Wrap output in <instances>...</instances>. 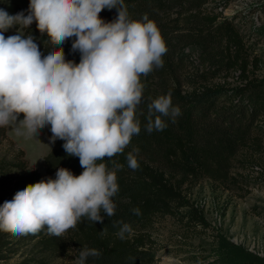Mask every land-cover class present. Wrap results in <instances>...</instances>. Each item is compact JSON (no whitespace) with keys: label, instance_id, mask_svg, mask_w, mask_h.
Returning a JSON list of instances; mask_svg holds the SVG:
<instances>
[{"label":"trees","instance_id":"trees-1","mask_svg":"<svg viewBox=\"0 0 264 264\" xmlns=\"http://www.w3.org/2000/svg\"><path fill=\"white\" fill-rule=\"evenodd\" d=\"M27 1L23 64L48 70V131L111 141L67 142L45 157L46 175L65 194L59 210L46 177L8 138L0 110V151L8 148L0 156V262L20 255V264H155L154 222L189 206L185 189L204 180L228 191L249 183L234 170L264 151L256 54L235 19L217 11L228 0ZM92 45L116 65L111 112L77 88H97ZM235 71L241 84L214 83Z\"/></svg>","mask_w":264,"mask_h":264},{"label":"rangeland","instance_id":"rangeland-1","mask_svg":"<svg viewBox=\"0 0 264 264\" xmlns=\"http://www.w3.org/2000/svg\"><path fill=\"white\" fill-rule=\"evenodd\" d=\"M5 3L8 51L6 68L0 74V110L8 138L25 152L30 166L46 177L50 202L60 210L65 194L55 178L46 175L45 157L63 143L105 144L111 139L91 133L67 136L48 131L42 108L50 84L48 70L39 63L27 71L23 64V28L32 16L30 4L27 0H6ZM217 11L235 19L258 60V67L254 71L251 67V74L264 79V0L220 1ZM89 49L95 55L97 88H77L97 109L111 112L116 65L99 47L92 45ZM224 81L231 86L241 84V72L222 75L214 83ZM260 126L264 129V119ZM7 150L3 148L0 156ZM244 159L247 166L234 173L249 179L247 185L228 191L204 180L184 190L188 207L174 208L172 215L155 220L153 236L158 246L155 264H264V151ZM256 168L260 169L259 174L255 173ZM193 212L200 214L205 223L194 222ZM20 262L21 256L17 255L0 264ZM60 264L78 263L61 261Z\"/></svg>","mask_w":264,"mask_h":264},{"label":"built area","instance_id":"built-area-1","mask_svg":"<svg viewBox=\"0 0 264 264\" xmlns=\"http://www.w3.org/2000/svg\"><path fill=\"white\" fill-rule=\"evenodd\" d=\"M259 171H260V169L259 168H256L255 173L256 174H259Z\"/></svg>","mask_w":264,"mask_h":264}]
</instances>
